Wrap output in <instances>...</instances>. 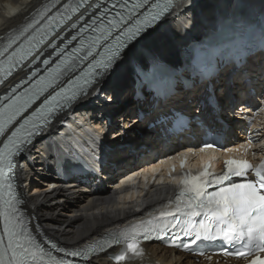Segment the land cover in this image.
<instances>
[{
    "label": "snow or ice",
    "instance_id": "1",
    "mask_svg": "<svg viewBox=\"0 0 264 264\" xmlns=\"http://www.w3.org/2000/svg\"><path fill=\"white\" fill-rule=\"evenodd\" d=\"M83 2V0H81ZM172 5V0H154L150 3V0H116L112 4V8L120 9L115 12V15L106 21H100L97 24V19L92 20V25L85 24L80 29L81 32L86 31L91 27V31L99 33L94 37L89 38L87 50L84 51L83 57L78 55L73 56V61L77 58L82 60H88L89 68L92 70L89 75H98L97 70H108L113 62L121 55L122 49H127L123 53L125 57L132 55L135 44L129 47L128 42L136 40L137 37L143 39L142 33H145L147 29L151 28L157 21L169 11ZM146 11L141 12V9ZM52 7H55L53 4ZM80 7L77 4L72 7L71 4L65 5V12L71 11L75 13ZM99 7V5H97ZM51 8L45 7L44 10L37 11L36 16L32 18L31 22L24 25L19 33L13 38L7 39L4 47L0 49V72L3 73V77L0 78V83L12 75L13 69L19 64L26 56L32 55V48L35 45L32 43L36 41L37 44L44 42L41 38L37 40L36 33H40L41 29L36 28L40 24L41 20L45 17L49 21H56V16H48V12ZM109 9H105L104 13H107ZM60 23L64 22V13H59ZM67 19H71L68 16ZM83 20V15L79 17ZM72 28H76V24H72ZM30 29H35V33L32 35H26ZM114 40L112 43H108L109 38ZM20 37H25L29 47L24 48L20 45L17 49L9 52L14 44ZM46 38V37H45ZM77 36L73 35L71 40H76ZM71 40L68 41L71 43ZM104 41L103 45L100 42ZM139 43V40H137ZM50 47L55 49V45L50 44ZM98 46L104 47V52L93 53V49ZM84 48V41H81V48L73 49V53L78 54ZM100 56V59H97ZM38 58V57H34ZM43 63L47 65L49 60H43ZM69 65H65L67 70ZM59 68V66H57ZM38 71V69H37ZM36 71L31 73L29 79L36 75ZM51 76V80H47L45 77H41L39 83L35 85L38 91H34L29 94V89H25L23 94H16L17 89L21 87V84L27 83V81H21L15 84L9 89V91L0 96V136L6 137L5 140L0 141L3 147H0V173L4 172L5 163L11 164L10 156L12 155V149H19V147L26 142V139L33 135L32 129L38 127V121L43 119V109H38L32 114V117H24L23 122L18 121V117L31 107V101L33 97L38 98L39 94H42L43 90L52 85V81L56 80L60 75L57 71L55 76ZM85 83H88L85 80ZM65 92L61 89L60 92H56L54 96L50 95L51 100H56L61 94ZM75 95V94H73ZM49 103V100L45 99V105ZM51 111V108L49 109ZM18 123V127H14V124ZM10 132V135L8 134ZM251 143V141H249ZM212 144H207L206 147L211 148ZM226 171L218 176H213L209 179L210 174L207 171L201 172L199 175L185 174L182 185L183 190L179 193L176 200L175 211L161 212V216H172L176 222L171 225V228H176L180 225L181 221L176 219V213H181L184 216H200L203 214L208 221L199 222V226L195 223L189 224L187 227H181L180 231L185 236L194 237L192 243L198 240H214L217 238H223L231 243L239 242L241 244V251L229 252L225 249V254L235 255L238 258L248 259V264H264V162H261L259 167L253 168L252 164L247 160H233L229 159L225 162ZM251 172L255 176V179H248L247 176ZM233 176L245 177L242 182H231L225 184V181H231ZM216 185H223L218 187L214 192H207L208 187H212L213 183ZM3 185H0V189ZM11 188V185H8ZM188 198L183 199L185 195ZM14 197L9 192V198L4 199L0 194V264H42L43 258L38 256L37 251L34 250L32 244V238L27 235V229L22 225L20 218L17 216L18 209L13 203ZM187 210V211H186ZM167 225L164 226V234L167 235L171 231ZM143 235V239L148 240L150 237L147 234L138 233L135 231V226L125 229L118 234H112V238L109 241H105L109 247L113 244H124L130 240L131 243H127V247L124 252L117 257L118 260H125L130 258L128 253L133 256L142 255L138 238ZM99 246V245H98ZM179 247V245H176ZM183 247L187 248L185 244ZM68 255L80 256L82 253L71 252ZM84 259H90L88 254H83Z\"/></svg>",
    "mask_w": 264,
    "mask_h": 264
},
{
    "label": "bare ground",
    "instance_id": "2",
    "mask_svg": "<svg viewBox=\"0 0 264 264\" xmlns=\"http://www.w3.org/2000/svg\"><path fill=\"white\" fill-rule=\"evenodd\" d=\"M44 0H0V41L9 30L14 29L24 20L31 16ZM189 0L181 4L178 12L169 15L164 21L156 25L151 33L141 40L133 49L138 53L142 46L151 45L155 48L169 46L171 44L172 31L174 35L180 33L181 25L179 20L187 13H195L198 10L208 12L213 6L211 0ZM29 19V18H28ZM194 20V19H191ZM168 26V27H167ZM169 52V51H168ZM128 57L124 55L119 59L114 69L110 72L107 80L119 83L127 75ZM245 69V75L223 74L225 90L237 93L243 88V80L249 77L251 80L258 78L264 73V55L258 54L251 60ZM227 72V71H226ZM232 75V77H231ZM124 84L116 85V88H124ZM127 89L121 91L126 95ZM135 118V117H133ZM32 154H36L33 152ZM30 172L37 175L36 181L32 180L24 188L25 199L29 213L34 214L40 225L49 235L62 244L75 247L83 245L89 239L100 233L122 224L124 221L140 214L136 202L143 200L150 202L160 200L168 192L170 187L169 178L160 177L153 188L143 197L141 192L136 191L124 197L119 195L118 188H110L98 195L88 196L87 194L65 185H55L54 180L49 177H41L44 172L36 162L30 165L29 171L20 169L19 176L23 181ZM39 174V177H38ZM118 187V186H117ZM151 257L162 261L164 264H184L186 259L183 255L177 256L173 250L159 248L152 245L150 248ZM189 262V261H188ZM101 264H107L104 258L100 259ZM190 263V262H189Z\"/></svg>",
    "mask_w": 264,
    "mask_h": 264
},
{
    "label": "water",
    "instance_id": "3",
    "mask_svg": "<svg viewBox=\"0 0 264 264\" xmlns=\"http://www.w3.org/2000/svg\"><path fill=\"white\" fill-rule=\"evenodd\" d=\"M152 30H149L147 33H151Z\"/></svg>",
    "mask_w": 264,
    "mask_h": 264
}]
</instances>
